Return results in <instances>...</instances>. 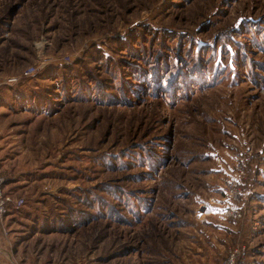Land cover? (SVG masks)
<instances>
[{"label": "rangeland", "instance_id": "obj_1", "mask_svg": "<svg viewBox=\"0 0 264 264\" xmlns=\"http://www.w3.org/2000/svg\"><path fill=\"white\" fill-rule=\"evenodd\" d=\"M0 175V264H264V0H0Z\"/></svg>", "mask_w": 264, "mask_h": 264}, {"label": "built area", "instance_id": "obj_2", "mask_svg": "<svg viewBox=\"0 0 264 264\" xmlns=\"http://www.w3.org/2000/svg\"><path fill=\"white\" fill-rule=\"evenodd\" d=\"M5 178L0 175V222L5 224L4 217L8 216L11 206L18 207L25 203L24 198H16L13 195L6 193L5 188ZM229 197L233 200H240V189H238L237 184H231L228 187ZM234 217H241V214L231 213ZM245 254V247L237 246L230 249L223 264H239L240 260Z\"/></svg>", "mask_w": 264, "mask_h": 264}, {"label": "bare ground", "instance_id": "obj_3", "mask_svg": "<svg viewBox=\"0 0 264 264\" xmlns=\"http://www.w3.org/2000/svg\"><path fill=\"white\" fill-rule=\"evenodd\" d=\"M2 250V252H4V254L6 255L5 251L3 249L0 248V251Z\"/></svg>", "mask_w": 264, "mask_h": 264}]
</instances>
